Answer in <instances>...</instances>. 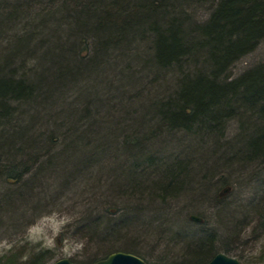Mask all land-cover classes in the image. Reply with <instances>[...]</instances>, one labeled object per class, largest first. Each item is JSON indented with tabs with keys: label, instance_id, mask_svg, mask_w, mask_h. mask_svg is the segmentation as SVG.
Wrapping results in <instances>:
<instances>
[{
	"label": "rangeland",
	"instance_id": "374dc122",
	"mask_svg": "<svg viewBox=\"0 0 264 264\" xmlns=\"http://www.w3.org/2000/svg\"><path fill=\"white\" fill-rule=\"evenodd\" d=\"M33 4L41 9L37 1ZM43 5L49 6L48 0H43ZM0 9L3 18L8 19H0L2 47L15 40V35L20 38L25 35L31 11L23 8L19 14L7 3ZM195 15L199 20L208 17L206 9L201 8ZM191 17H186V24L191 23ZM144 28L148 30V26ZM39 38L40 35L36 40ZM47 40L38 42L40 51L45 56L50 54L51 58L53 54L58 55L53 57V63L64 72L65 66L74 70L69 73L71 77L65 76L55 89L43 95L46 115L39 114L31 120L23 118L25 114L18 115L17 126L24 124L22 130L9 127L14 121L8 120V125H2V130L6 129L11 137L7 145L12 146V139L33 126L41 136L42 150L52 149H47L44 157L38 154L40 160L36 163H28L33 168L23 172L22 180L4 182L0 179V189L16 195V205L21 200L34 207L29 213V209L15 206L20 214L24 210L28 215L23 221L16 220V212L8 209L6 215L10 221L4 217L5 226L0 225V262L7 264L9 259L15 258L21 264H35L38 260L39 264H53L66 258L73 264H93L110 253L121 251L139 255L149 264H195L194 253L212 246L199 264L207 263L216 253L236 258L240 264H264V151L260 156L258 152V147H264L263 136L248 135L242 139L239 135L244 121L232 118L226 121L220 134H213L211 138L201 131L195 134L169 130L158 116L165 114L159 111L161 104L149 103L159 93L161 101L175 95L166 90L167 83L162 81L164 71L152 72L153 75L142 70L130 74L126 76L130 83L141 81L138 90L122 94L116 83L111 88L98 89V95L86 97L85 103L78 104L79 95L75 91L85 84L84 89L91 86L86 94L93 93L94 84L100 82L99 76L114 74L109 69L110 64L91 71L84 65L81 69V60H77L68 47L54 46L59 48H55V52L45 50ZM263 61L264 40L234 64L230 76L235 79ZM133 62L141 69V63ZM152 62L150 60L151 65ZM121 63L123 60L116 61V64ZM13 68L10 78L18 79L21 65L17 62ZM134 71L137 70L134 68ZM144 76L147 77L144 79ZM156 83H162L163 92H156L157 86L153 93L150 86ZM40 86L45 87L43 83ZM106 93L108 103L91 102L104 99ZM10 102L7 101L6 106L12 111V108L17 109ZM70 108L76 113L72 119L80 138H75L67 127L64 115ZM19 110L21 115L26 109L19 107ZM122 110L127 114L126 120L117 113ZM12 111H8L11 115L7 119L16 118V110ZM110 115L119 118L110 121ZM137 118H142L140 123L134 122ZM102 121L125 125L120 126L121 131L107 135ZM54 123L61 127L59 131L53 127ZM139 124H144V129L139 131ZM250 138L257 140L251 147L247 146ZM235 142L239 145L229 151L228 143L234 145ZM82 147L87 149L82 150ZM75 148L84 152L85 158H90L89 164L76 165L77 155L68 157L66 152ZM47 160L51 161L47 163ZM166 183L171 186L167 184L164 188L162 184ZM26 186L28 191L32 189L30 194ZM34 193L40 201L31 199ZM192 216L199 220L191 219ZM14 220L16 222H12Z\"/></svg>",
	"mask_w": 264,
	"mask_h": 264
},
{
	"label": "trees",
	"instance_id": "16d2710c",
	"mask_svg": "<svg viewBox=\"0 0 264 264\" xmlns=\"http://www.w3.org/2000/svg\"><path fill=\"white\" fill-rule=\"evenodd\" d=\"M34 1H37L41 9L35 7ZM2 2L7 3L19 14V10L23 8H29L31 11L30 17L28 16L29 21L25 24L27 27L25 35L21 38L15 35V40L0 46V112L5 111L0 114V179L4 182L22 180L25 175L23 172L33 168L28 163L39 161L37 155L44 157L48 153L47 149L51 147L42 150L39 141L41 136H38V129L33 126L31 129L27 128L26 132L21 131L17 138L12 139V146L7 145L11 137L6 129L2 130L3 123L8 125V120L14 121L9 127L22 130L24 124L17 126L18 115L25 114L23 118L29 120L39 114L46 115L44 112L46 98L43 95L55 89L58 81L64 80L65 76L71 77L69 73L74 70L65 66L67 72L65 73L61 70V66L53 63V57L58 55L53 54L51 58L50 54L45 56V53L40 51L38 42H43L42 39L46 38L48 40L45 43L47 48L45 50L55 52L54 49L58 47L54 48V46H59L61 49L68 47L78 58L77 60H81V69L84 65L91 71L102 65L107 67L105 65L107 63L110 64L109 69L114 74L109 76L103 73L99 76L100 82L94 84L93 93L86 94L91 86L86 85L88 87L85 89L82 87L85 84L79 86L80 89L75 91L79 95L78 104L85 103L86 97L98 95V89L102 90L108 86L111 88L116 83L117 86L120 85L117 89L122 90V94L138 90L142 83L140 80L139 83H130L129 78L126 77L130 74H138L141 70L146 71L148 75H153L152 72L164 71L162 81L167 83L166 90H171L175 95H169L168 99L161 101L159 100L161 93H159L156 95L158 97L151 98L149 103L161 104L162 108L159 111L163 110L165 114L158 116L161 124L168 125L169 130L180 129L196 132L195 134L201 131L207 138H211L213 134H220L226 121L232 118L244 121L243 131L239 135L241 138L243 136L247 138L248 135L253 138L261 135L264 138V61L245 70L235 79L230 76L234 64L255 50L264 40V0H48L49 6L46 7L43 5V0H2ZM199 8L206 9L208 15L206 20H199L195 15ZM0 11L1 19L4 14L2 9ZM188 15H192V21L186 24L185 19L189 17ZM35 21L40 24L34 26L32 23ZM5 22L7 21L3 23ZM144 26H148V30ZM39 35L41 39L36 40ZM72 59L75 61L71 55V61ZM119 60H123L124 63L116 64ZM134 60L141 63V69L136 62H133ZM150 60L153 61L152 65ZM17 62L19 66L21 65V74L18 79L16 77L13 79L10 78V71L15 69L13 66L16 67ZM118 67H121L120 70ZM134 68L139 72H135ZM4 73H6L5 77H3ZM50 74L52 80L48 78ZM146 77L144 76V79ZM42 83L44 88L40 86ZM161 84H150L153 93L162 91ZM157 86L159 89L157 88L155 92L154 87ZM101 100L108 103L107 93L104 99H92L91 102L99 104ZM7 101H12L10 103L17 106L18 110L12 108V111L6 106ZM19 107L26 109L21 115ZM10 110L12 113L16 110L14 112L16 118L7 119L11 115ZM117 113L120 117L127 115L123 110ZM75 114L70 108L64 116L68 120L67 127L75 134L74 137L80 138L77 133L78 128L76 129L72 119V115ZM118 118L112 117L110 121ZM141 120L142 118H137L134 122L140 123ZM102 122L106 125L103 128L107 135L117 133L120 126L125 125L120 122ZM139 126L140 131L145 125L139 124ZM53 127L57 131L61 128L56 123ZM26 141L28 144L25 143ZM256 142L257 140L252 139L247 146L251 147ZM238 143L235 142L234 145L228 143L229 151H233ZM81 149L85 150L87 147ZM258 150L260 156L264 147L261 145ZM66 153L68 157L77 155L74 161L76 165L90 162V158H85V153L82 154L79 149L75 148ZM50 161L47 160V163ZM39 184L37 183L36 186L39 187ZM162 185L171 186L169 183ZM164 188L161 190L167 192ZM26 189L30 194L32 189L31 191H28L29 187ZM12 195L9 190L0 189V225L2 226H5L4 217L10 221V217L6 215L8 209L16 212L18 215L16 220L22 221L28 215L24 210L20 214L19 208L15 206L20 205L29 209V213L34 209L21 200L16 205L17 200L14 201L16 195ZM34 195L35 193L32 194L31 199L40 201L38 195ZM211 247L195 252L193 262L202 263L211 251ZM9 260L7 264H21L15 258ZM0 264L4 263L0 262ZM35 264H39V260Z\"/></svg>",
	"mask_w": 264,
	"mask_h": 264
},
{
	"label": "water",
	"instance_id": "95a60500",
	"mask_svg": "<svg viewBox=\"0 0 264 264\" xmlns=\"http://www.w3.org/2000/svg\"><path fill=\"white\" fill-rule=\"evenodd\" d=\"M191 218L193 220H199L198 218L195 217H191ZM53 264H73V263H71L68 259L63 258L57 260ZM93 264H146V263L134 254L116 251L109 254L105 259L98 260ZM207 264H240V262L236 258L227 256L224 253H218Z\"/></svg>",
	"mask_w": 264,
	"mask_h": 264
}]
</instances>
